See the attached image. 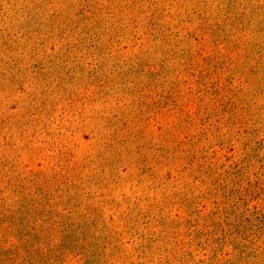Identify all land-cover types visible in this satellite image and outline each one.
Segmentation results:
<instances>
[{
	"label": "rangeland",
	"instance_id": "374dc122",
	"mask_svg": "<svg viewBox=\"0 0 264 264\" xmlns=\"http://www.w3.org/2000/svg\"><path fill=\"white\" fill-rule=\"evenodd\" d=\"M0 264H264V0H0Z\"/></svg>",
	"mask_w": 264,
	"mask_h": 264
}]
</instances>
